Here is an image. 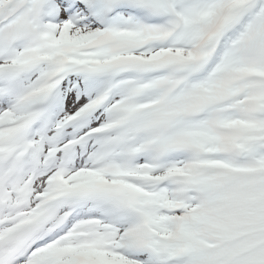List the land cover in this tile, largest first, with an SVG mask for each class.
Returning a JSON list of instances; mask_svg holds the SVG:
<instances>
[{
  "label": "snow or ice",
  "instance_id": "obj_1",
  "mask_svg": "<svg viewBox=\"0 0 264 264\" xmlns=\"http://www.w3.org/2000/svg\"><path fill=\"white\" fill-rule=\"evenodd\" d=\"M0 264H264V0H0Z\"/></svg>",
  "mask_w": 264,
  "mask_h": 264
}]
</instances>
